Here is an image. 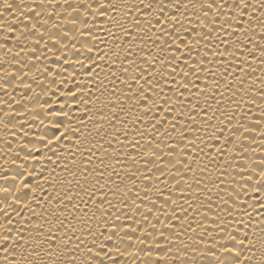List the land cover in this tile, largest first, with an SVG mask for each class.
Instances as JSON below:
<instances>
[{
    "label": "bare ground",
    "instance_id": "bare-ground-1",
    "mask_svg": "<svg viewBox=\"0 0 264 264\" xmlns=\"http://www.w3.org/2000/svg\"><path fill=\"white\" fill-rule=\"evenodd\" d=\"M7 3L0 264H264L260 0Z\"/></svg>",
    "mask_w": 264,
    "mask_h": 264
},
{
    "label": "snow or ice",
    "instance_id": "snow-or-ice-1",
    "mask_svg": "<svg viewBox=\"0 0 264 264\" xmlns=\"http://www.w3.org/2000/svg\"><path fill=\"white\" fill-rule=\"evenodd\" d=\"M221 2H222V0H221ZM21 3H23V0H21ZM5 5H6V8H9V9L14 6V5L10 4V3H7V0H5ZM201 6L202 7H207V8H212V7H216V4L212 3V2H209L207 5H201ZM260 6L264 7V0H260ZM147 7L151 8L152 5L148 4ZM233 7H236V8H239L241 10H244V9H246L248 7H251V4L248 3V0H239V3H236V0H233ZM0 15H3V13H0ZM227 254L228 255H232L231 249L227 250ZM100 264H103L102 260L100 261ZM113 264H118V262L117 261H113ZM225 264H227V262H225Z\"/></svg>",
    "mask_w": 264,
    "mask_h": 264
}]
</instances>
